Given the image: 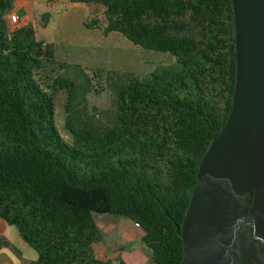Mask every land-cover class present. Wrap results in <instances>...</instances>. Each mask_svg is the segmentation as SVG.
I'll return each mask as SVG.
<instances>
[{"label": "trees", "instance_id": "obj_1", "mask_svg": "<svg viewBox=\"0 0 264 264\" xmlns=\"http://www.w3.org/2000/svg\"><path fill=\"white\" fill-rule=\"evenodd\" d=\"M69 1L105 11L87 27L169 52L181 68L108 72L110 105L90 113L85 69L56 59L34 22L11 29L15 0H0V217L38 252L30 264H126L97 255L93 212L137 223L146 264H183L182 225L198 169L233 106V0ZM64 89L72 143L57 127Z\"/></svg>", "mask_w": 264, "mask_h": 264}, {"label": "water", "instance_id": "obj_2", "mask_svg": "<svg viewBox=\"0 0 264 264\" xmlns=\"http://www.w3.org/2000/svg\"><path fill=\"white\" fill-rule=\"evenodd\" d=\"M233 9V106L198 169L183 264H264V0H233Z\"/></svg>", "mask_w": 264, "mask_h": 264}, {"label": "rangeland", "instance_id": "obj_3", "mask_svg": "<svg viewBox=\"0 0 264 264\" xmlns=\"http://www.w3.org/2000/svg\"><path fill=\"white\" fill-rule=\"evenodd\" d=\"M35 2L44 10L35 25L38 37L53 45L56 59L67 63L82 64L81 66L88 74V76L83 75L79 70L80 84L91 89L87 93L90 113H94L96 110L104 111L110 105L112 90L107 76L108 72L117 74L134 72L137 76L144 77L162 66H168L174 70L181 68L175 55L160 50L145 49L120 32H111V34L106 35L101 30L92 31L88 34V40L82 43L75 41V39H68L67 36H70L71 32H79V30L71 31V26L75 27L71 23H68L67 33L63 29L65 17L74 13V9L68 10L70 6H66L65 3L70 4L72 2L68 0H52L55 4L48 0ZM90 5L80 10L87 14L89 20L105 16L101 6L98 4ZM44 13L50 14V19L45 25L42 23ZM70 74L67 73V76H71ZM67 100L68 91L66 89L61 90L56 100L57 127L62 136L72 143L73 134L65 124ZM93 215L101 236V240L93 244L96 253H99V257L113 259L119 255L126 264H132L129 261L130 255L143 248L145 257L139 264L149 259L148 254L150 252L144 245L142 238L135 239L131 236L133 221L130 218L113 213L93 212ZM13 227L16 235H18L15 226ZM19 239H15L14 243L17 248L20 247Z\"/></svg>", "mask_w": 264, "mask_h": 264}, {"label": "crops", "instance_id": "obj_4", "mask_svg": "<svg viewBox=\"0 0 264 264\" xmlns=\"http://www.w3.org/2000/svg\"><path fill=\"white\" fill-rule=\"evenodd\" d=\"M35 1H42V0H15V7L12 12L17 13L19 15L20 17L19 25H23L31 21L34 22L36 25L41 15V12L44 10L43 8L37 6V2ZM48 1L52 2V0H48ZM52 3L55 4L54 2ZM65 4L66 6H70L68 10L73 8L74 13L70 15L69 17H65L64 24H63L64 32L67 33V30H68L67 26L69 25L68 23L75 25V27L71 26L70 28L71 31L79 30L78 33L76 31L75 33L71 32L70 36H67L68 39H71V40L75 39V41H79V43H82L88 40L89 32L101 30L100 28L87 27V25L85 24V21L89 22L90 20L88 19L87 14L85 12H81L80 10H82L83 8L87 7L90 4H83V3H70V4L65 3ZM8 16L9 15H7V20H8ZM109 34H111V32ZM37 37H38V34H37ZM39 39L42 40L41 38ZM43 41L50 44V42L47 40H43ZM13 226L15 225L9 224L5 219L0 217V264H30L31 262L35 261L38 258V252L22 238L18 228L15 226L17 230V234H18L16 235L15 233L16 231ZM131 230H132L131 236L135 239L143 238V236L145 235V231L139 225H137L134 221H133ZM128 236L130 239H132L130 235ZM18 238H20L19 248H17L16 245L14 244L15 239H18ZM97 255L99 256V253H97ZM144 257H145V254L142 248L140 251H136L132 253L130 255L129 261L132 264H139ZM149 257H150V253L148 254V258ZM147 261L148 259L146 260V262ZM146 262H143L141 264H146Z\"/></svg>", "mask_w": 264, "mask_h": 264}, {"label": "built area", "instance_id": "obj_5", "mask_svg": "<svg viewBox=\"0 0 264 264\" xmlns=\"http://www.w3.org/2000/svg\"><path fill=\"white\" fill-rule=\"evenodd\" d=\"M20 24V17L17 13H10L8 16V25L12 29ZM137 224V223H136ZM138 225V224H137Z\"/></svg>", "mask_w": 264, "mask_h": 264}]
</instances>
